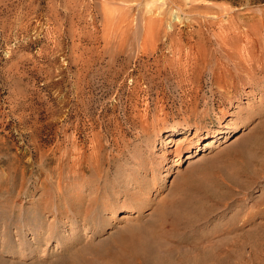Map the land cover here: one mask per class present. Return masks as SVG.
Segmentation results:
<instances>
[{"label":"rangeland","instance_id":"374dc122","mask_svg":"<svg viewBox=\"0 0 264 264\" xmlns=\"http://www.w3.org/2000/svg\"><path fill=\"white\" fill-rule=\"evenodd\" d=\"M262 132L264 0H0V264H104L96 248L184 173L235 174ZM258 159L182 242L161 239L173 264H264Z\"/></svg>","mask_w":264,"mask_h":264},{"label":"bare ground","instance_id":"6f19581e","mask_svg":"<svg viewBox=\"0 0 264 264\" xmlns=\"http://www.w3.org/2000/svg\"><path fill=\"white\" fill-rule=\"evenodd\" d=\"M236 118L234 123H232V127L229 126L230 130L226 129L228 131L226 130L224 131L223 129H221L222 131L221 133L220 131H216L213 135H211L212 139L208 141L209 143L206 146L209 148L215 147L217 145L216 143L218 137L220 134L223 133V131L227 133L228 136H231L240 129L242 123L248 122V121L240 120L242 119L241 117L236 116ZM256 129L257 128H255V131ZM260 135L261 138L256 142L255 150L250 149V152L249 150H241L240 153L241 156L239 155V157H237L236 159L237 161L233 159L234 161L231 160L228 163L230 164L231 162H233L232 163L233 165L231 164V166L229 165V167L232 168L233 166V170H235L234 172L235 174L228 175L227 177L225 176L223 180L222 179L220 180L219 177L216 178L211 177L209 178L210 179L209 180L206 178L204 179H200V178L197 179L195 177L191 178V176H193V173L191 171L189 172L187 171L182 175V178H187V177L190 178L188 184L184 185L182 188H179V186L175 185L171 197L169 198L168 196L169 199L167 200L164 199L163 200L164 202L161 203L158 208L153 207L155 208L153 212L149 214L145 212L147 216L148 215L150 216V218L147 219L146 221L145 220L141 221L139 219L140 217L138 218L140 214L135 215L134 217L138 218L139 220V225L129 226L130 224H128L125 230L128 229L130 233L126 232L127 230L125 231L124 229L118 230V232L110 238L109 243L105 245L108 246L106 247L107 250L105 252H103L104 249L102 252H100L99 249L101 248H98V250L96 248V251L94 253L96 257L101 258L104 261V264H163V262H167V261L173 264L172 258H174L175 256L174 254L176 250L175 246L169 245V243L166 242L163 243L161 239L167 236V241H170L171 243H173L176 240L182 242L184 238L180 235L181 234L180 228L183 226L186 230H192L193 228L197 227L202 220L205 221L207 219L208 213L207 211L206 212L203 211L205 207L207 208L206 202L213 200L215 201L216 204L217 203L220 204V202L224 200V198H222L223 196L219 194L217 189H215L216 187L218 189L222 187L223 189V187L230 188V185L232 187L234 185H237L238 184L237 178L241 176V175L238 176V174H247L251 171L250 167L253 163L254 164L262 163V161H259L260 159L258 158H259V154L264 155V133L262 132ZM248 141L250 140H247V142ZM178 154L179 155L177 158L176 165L181 162L180 158L182 153L180 152ZM235 175H237V178ZM128 195L130 196V198H125V200L122 202V206L128 205L130 208H132V211H134L135 213L139 212L140 208H143L144 206L143 198L141 196L137 197V195L139 194L136 192L133 193L128 192L127 196ZM176 195L177 197L179 195V197L178 198L176 197L177 199H173L175 198ZM131 201L133 205H131ZM211 206H215V205H211ZM109 208L113 210V212H116L119 206L116 205V203H113L112 206H109L108 204L104 203V205L101 208V212L106 213ZM146 214H144V216ZM121 219L128 220V214L126 215L123 214ZM126 233H128V235ZM174 236H178V237L177 238L175 237L176 239H173ZM191 243L193 244L194 242ZM178 245L179 244H177V246ZM187 259L186 261H184L185 264H187ZM74 264H76V262ZM83 264H97V263L95 261H89Z\"/></svg>","mask_w":264,"mask_h":264}]
</instances>
